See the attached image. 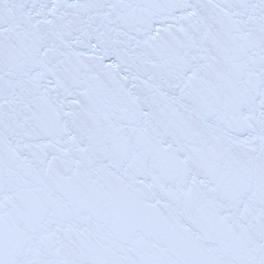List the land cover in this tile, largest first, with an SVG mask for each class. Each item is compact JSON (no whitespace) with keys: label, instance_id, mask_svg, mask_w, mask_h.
I'll return each mask as SVG.
<instances>
[{"label":"snow or ice","instance_id":"obj_1","mask_svg":"<svg viewBox=\"0 0 264 264\" xmlns=\"http://www.w3.org/2000/svg\"><path fill=\"white\" fill-rule=\"evenodd\" d=\"M0 264H264V0H0Z\"/></svg>","mask_w":264,"mask_h":264}]
</instances>
